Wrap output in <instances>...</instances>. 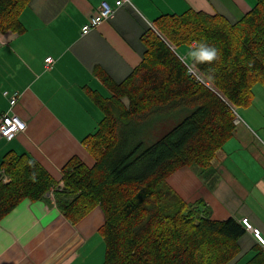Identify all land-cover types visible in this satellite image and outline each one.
Returning <instances> with one entry per match:
<instances>
[{
	"label": "trees",
	"instance_id": "16d2710c",
	"mask_svg": "<svg viewBox=\"0 0 264 264\" xmlns=\"http://www.w3.org/2000/svg\"><path fill=\"white\" fill-rule=\"evenodd\" d=\"M29 2L0 0V32L24 31L20 16ZM153 24L156 31L142 37L141 62L125 79L97 72L109 96L87 90L102 112L96 130L83 139L93 165L72 157L59 184L30 155L7 151L0 161V177L8 179H0V220L23 200L51 194L73 224L101 209L102 264H235L247 231L243 223L213 219L204 200L184 201L167 179L182 167L209 173L216 152L233 135L229 104L249 106L253 87L264 84V0L236 21L189 9L162 14ZM192 41L194 48L205 42L218 51L211 62L192 61L215 91L192 79L170 48ZM152 114L179 120L148 140L139 125ZM252 250L247 264H264V251L257 245Z\"/></svg>",
	"mask_w": 264,
	"mask_h": 264
},
{
	"label": "crops",
	"instance_id": "0c3cea01",
	"mask_svg": "<svg viewBox=\"0 0 264 264\" xmlns=\"http://www.w3.org/2000/svg\"><path fill=\"white\" fill-rule=\"evenodd\" d=\"M100 1L30 0L20 16L24 31L0 32V116L10 110L3 92L18 91L11 110L26 124L12 139L0 138V161L9 150L26 153L59 184L62 168L72 157L93 165L83 139L96 130L102 112L87 90L109 96L97 72L104 71L117 82L125 79L143 58V35L148 29L156 31L153 21L162 14L194 9L236 21L258 0H128L113 17L82 35L81 26ZM47 56L53 62L46 69ZM242 110L251 117L250 106ZM178 120L173 114H152L143 122L147 124L140 136L155 140ZM230 140L211 162L212 180L204 182L209 173L197 175L187 167L167 180L186 202L204 200L214 219H248L251 230L246 231L235 262L242 264L244 259L247 264L255 255L253 245L264 251L252 231L257 229L264 238V147L253 141L251 123H238ZM229 157L231 165L226 168ZM238 172V179L245 181L237 179ZM0 179L8 180L4 173ZM103 221L99 207L73 224L51 194L38 201L25 199L0 220V264H102L104 242L98 230Z\"/></svg>",
	"mask_w": 264,
	"mask_h": 264
},
{
	"label": "built area",
	"instance_id": "2783aa9c",
	"mask_svg": "<svg viewBox=\"0 0 264 264\" xmlns=\"http://www.w3.org/2000/svg\"><path fill=\"white\" fill-rule=\"evenodd\" d=\"M126 1L128 0H115L113 2H110L108 0H101L96 10L87 18L86 22L81 26V34L82 35L87 34L104 20L113 17L116 8ZM192 45L194 44L192 43L191 46ZM180 59L186 67L187 74L192 79H194L196 82L200 84H203L213 89L211 83L205 78V76H202V73L193 64L186 63L183 57H180ZM52 62H53V58L51 56L45 57L44 68L47 69L51 67ZM213 91L215 90L213 89ZM3 93L8 97L10 110L4 112L0 116V138L10 140L13 137H15L18 133L23 132L26 128V124L25 121H23L15 112L11 110V108L18 101L19 92L14 91L10 95L8 91H4ZM229 107L234 116L232 120L233 124L237 125L238 123H240L239 122L240 119L238 117V113H236L235 111L236 108L231 104H229ZM241 222L243 223L246 229L251 230V224L247 218H242ZM252 231L254 232L256 239L264 247V238L260 235L257 229H252Z\"/></svg>",
	"mask_w": 264,
	"mask_h": 264
},
{
	"label": "rangeland",
	"instance_id": "374dc122",
	"mask_svg": "<svg viewBox=\"0 0 264 264\" xmlns=\"http://www.w3.org/2000/svg\"><path fill=\"white\" fill-rule=\"evenodd\" d=\"M194 44V45H182V46H179V47H176L175 48V53L177 55H179L180 57H183L185 62L186 63H189V64H193L192 61L193 59L189 56V52L194 49L195 45H196V42L192 41L191 44ZM170 48L173 50V48L170 46ZM194 65V64H193ZM202 76H205L204 74H202ZM206 78V77H205ZM207 79V78H206ZM210 82V81H209ZM257 85V84H256ZM258 87V92L257 94L254 96V87H253V98H252V102L251 104L249 105L251 107V117H245L244 113H243V108L245 107H235V111L236 113H238V117L240 119V123L244 124H250L251 123V136H252V139L253 141H257L259 142L263 147H264V88H262V86L260 85H257ZM247 106V107H249ZM232 112V111H231ZM147 123H143L141 122L140 125H139V129L140 130H144L145 128V125ZM175 126V125H174ZM236 126V125H235ZM171 129V128H170ZM133 130H137V128H133ZM168 131V130H167ZM138 132V131H137ZM139 133V132H138ZM164 134V133H163ZM231 139V138H230ZM229 139V140H230ZM228 140V145L232 142V140L229 141ZM224 148V150H226V147L227 145H224L222 146ZM231 165V162H230V157L226 159L225 163H224V166L226 168H229ZM213 166V165H212ZM214 167V166H213ZM185 167H182L180 169H183ZM197 167H187L186 169H189L191 172H195L197 175H198V168L196 169ZM179 169V170H180ZM178 171V170H177ZM213 172V170H211V168L209 169V174H208V178L205 177L203 178V181L205 182L207 179L212 180L211 178H209L210 174ZM173 175V174H172ZM237 179H238V176H240L239 172L237 174H234ZM201 177V176H200ZM169 179V178H168ZM239 181H245V180H242V179H238ZM167 183H168V180H167ZM181 197V196H180ZM182 198V197H181ZM183 199V198H182ZM184 200V199H183ZM185 201V200H184ZM98 207V206H96ZM95 207V208H96ZM214 219V218H213ZM242 219H240L241 221ZM244 262V259L240 262L243 264Z\"/></svg>",
	"mask_w": 264,
	"mask_h": 264
},
{
	"label": "clouds",
	"instance_id": "9594fccd",
	"mask_svg": "<svg viewBox=\"0 0 264 264\" xmlns=\"http://www.w3.org/2000/svg\"><path fill=\"white\" fill-rule=\"evenodd\" d=\"M218 51L215 47L201 42L196 48L189 52V56L199 63L211 62L217 58Z\"/></svg>",
	"mask_w": 264,
	"mask_h": 264
}]
</instances>
